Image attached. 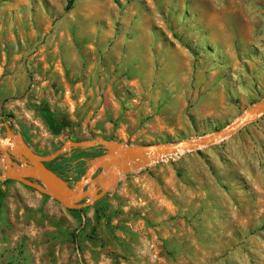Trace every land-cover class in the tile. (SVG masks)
I'll list each match as a JSON object with an SVG mask.
<instances>
[{
  "label": "rangeland",
  "instance_id": "obj_1",
  "mask_svg": "<svg viewBox=\"0 0 264 264\" xmlns=\"http://www.w3.org/2000/svg\"><path fill=\"white\" fill-rule=\"evenodd\" d=\"M262 98L264 0H0V135L39 155L197 139ZM98 151L54 166L74 183ZM6 181L0 264H264V114L125 172L84 218Z\"/></svg>",
  "mask_w": 264,
  "mask_h": 264
},
{
  "label": "water",
  "instance_id": "obj_2",
  "mask_svg": "<svg viewBox=\"0 0 264 264\" xmlns=\"http://www.w3.org/2000/svg\"><path fill=\"white\" fill-rule=\"evenodd\" d=\"M263 114L264 98L248 107L232 124L197 139L135 146L101 139L67 140L61 148L49 155L37 154L21 135L13 133L7 125H4L6 133L5 136L0 135V156L5 160L6 165L0 175V181L20 182L49 196L68 210L80 211L81 208L92 205L95 199L109 192L119 176L121 177L125 172L164 157L192 152L212 145L231 136L242 126L256 121ZM96 146H101L105 152L92 159L86 172L74 183H69L45 165L72 148L86 149ZM133 162L136 163L131 165ZM84 200L86 203L83 202ZM81 214L83 216L82 212Z\"/></svg>",
  "mask_w": 264,
  "mask_h": 264
},
{
  "label": "trees",
  "instance_id": "obj_3",
  "mask_svg": "<svg viewBox=\"0 0 264 264\" xmlns=\"http://www.w3.org/2000/svg\"><path fill=\"white\" fill-rule=\"evenodd\" d=\"M68 139H69V138H68ZM74 140H75V139H74ZM75 141H79V140H75ZM101 152H102V151L95 152L94 155H100ZM59 159H60V157H58L57 159H55V160H53V161H51V162H49V163H46L45 165H46V167H47L48 169H50L51 171H53L54 173L58 174L60 177H62L63 179L66 180V178L63 176V174L61 173V170H60V169H62L63 167H62L60 164H59V167H57V168H56V166H54L55 164H58ZM60 166H61V167H60ZM66 181H68V180H66ZM6 182H9V181H6ZM69 183H70V182H69ZM85 210H86V209H83V211H85ZM97 211H99V209H98ZM70 212H72V213L78 215V217H80V212H81V211H79V210H70Z\"/></svg>",
  "mask_w": 264,
  "mask_h": 264
},
{
  "label": "bare ground",
  "instance_id": "obj_4",
  "mask_svg": "<svg viewBox=\"0 0 264 264\" xmlns=\"http://www.w3.org/2000/svg\"><path fill=\"white\" fill-rule=\"evenodd\" d=\"M150 155H151V154H150ZM122 176H123V175H122ZM122 176H121V177H122ZM119 177H120V176H119Z\"/></svg>",
  "mask_w": 264,
  "mask_h": 264
}]
</instances>
